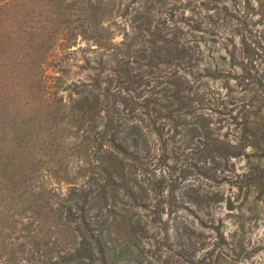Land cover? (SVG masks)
Returning <instances> with one entry per match:
<instances>
[{
    "label": "trees",
    "instance_id": "obj_1",
    "mask_svg": "<svg viewBox=\"0 0 264 264\" xmlns=\"http://www.w3.org/2000/svg\"><path fill=\"white\" fill-rule=\"evenodd\" d=\"M115 1L0 0V264H139L124 248L137 241L128 212L116 205L121 191L147 197L131 180L148 162L149 135L165 150L174 135L165 121L176 126L191 102L186 79L142 93L133 56L143 41L150 60L181 65L191 47L143 12L114 41ZM78 36L101 50L98 70L88 82H52L51 58Z\"/></svg>",
    "mask_w": 264,
    "mask_h": 264
},
{
    "label": "rangeland",
    "instance_id": "obj_2",
    "mask_svg": "<svg viewBox=\"0 0 264 264\" xmlns=\"http://www.w3.org/2000/svg\"><path fill=\"white\" fill-rule=\"evenodd\" d=\"M114 6V41L129 37L133 15L143 12L165 38L191 47L190 63L177 65L166 55L150 60L148 43L136 44L141 92L186 79L191 105L176 126L165 121L166 134H174L165 150L149 135L148 162L131 180L134 192L147 197L136 201L121 191L116 207L128 212L137 240L124 248L139 264H264V132L254 130L256 123L264 130V0H116ZM100 51L80 36L57 48L47 69L52 82L57 76L62 86L90 81ZM51 184L68 188L65 181Z\"/></svg>",
    "mask_w": 264,
    "mask_h": 264
}]
</instances>
